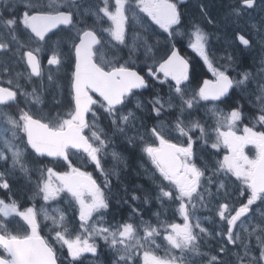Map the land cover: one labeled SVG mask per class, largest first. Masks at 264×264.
<instances>
[{
    "label": "snow or ice",
    "instance_id": "1",
    "mask_svg": "<svg viewBox=\"0 0 264 264\" xmlns=\"http://www.w3.org/2000/svg\"><path fill=\"white\" fill-rule=\"evenodd\" d=\"M187 3L0 0V189L9 193L7 202L0 198V264H64L41 235L40 216L51 222L49 235L60 249L66 248L67 264H103L97 239L111 264H264V127L257 130L264 126V0H233L222 21L209 3L197 0L198 15L213 32L195 19L181 31ZM177 37H187L210 79L192 86ZM213 37L223 41L219 59ZM122 48L128 49L123 63ZM44 53H50L46 68ZM247 55L254 66L259 61L257 71L231 76ZM138 62L146 75L133 67ZM146 90L152 93L147 104L141 99ZM46 93L55 106L48 111ZM244 101L255 109L251 116ZM200 109L203 121L194 118ZM120 136L129 147L139 146L152 166L141 165L153 184L140 189L143 197L121 186L119 165L127 162L114 147ZM71 150L82 154V164L95 166L103 184L73 165ZM108 156L113 163L106 168ZM59 161L67 170H56ZM10 178H22L24 189L34 185L29 199L44 205L23 207L11 194ZM61 199L67 208L49 207ZM153 200L160 206L155 224L140 207ZM113 201L117 211L128 206L127 219L107 220Z\"/></svg>",
    "mask_w": 264,
    "mask_h": 264
},
{
    "label": "flooded vegetation",
    "instance_id": "2",
    "mask_svg": "<svg viewBox=\"0 0 264 264\" xmlns=\"http://www.w3.org/2000/svg\"><path fill=\"white\" fill-rule=\"evenodd\" d=\"M225 1L226 0H210L211 3L213 2L216 5H223L225 3ZM2 10L3 9L0 8V11H2ZM221 46L223 48V44H221ZM222 48H221V50H217V49L212 48V50L216 53L217 59H219V56L223 54ZM49 54L50 53H44L41 55V61H42V64L45 66V68L47 67V55H49ZM160 54H162V53H160ZM119 56L121 57L120 62L123 63L124 60L128 59V52L121 50L119 53ZM193 58H194V61L191 63V66H190V75L192 78V86L195 87L199 83H202L203 79H210L211 73H209L207 71L206 67L203 65V62L201 59H199V57L198 58L193 57ZM139 61H143L141 56H139ZM220 63H223V61H220ZM143 65H144L143 63L138 62L137 64H134L133 66L138 71H140V73L142 75H146L147 69L143 68L142 67ZM258 65H259L258 60L255 62V66H254L252 56L247 55L246 58L244 59L243 63L240 64L235 71H232L231 69L229 70V74L231 76L235 77V76H237V72L241 71L242 69L250 70L253 73H255L257 71ZM144 66H146V65H144ZM16 68H17V70H22L24 68V65L19 64L16 66ZM45 82H46V77H45ZM62 82H64V81H62ZM21 83L25 84L27 91L32 90L31 85H27L24 80H21ZM37 83H38V81H37ZM67 92H68V88L65 87L64 88L65 97L67 96ZM165 92H166V88H165ZM151 94H152L151 90H147V94H143L141 96V99L144 100V102L147 104V101H148ZM234 95H238V92H236L235 90H234ZM20 100H21V106H23V98L21 97ZM43 107H44L45 111H48L50 108L55 107L53 105L51 93L45 94V103H44ZM150 107L151 106L149 105V108ZM11 111L15 112L16 110L13 107L11 109ZM251 115H252V113H246V116H251ZM195 117L200 118L202 121L207 119V117H205V113H204L203 109H200L196 113H194V118ZM153 123H155L154 119L149 120L147 122L148 127H151V125ZM209 123H211L210 120H209ZM101 124H102V126H104L106 128V130H108L109 135H111V131H110V129H108V122L102 120ZM244 124H248L249 126H251L250 120H248V119H245ZM244 124L239 125V127L242 129ZM261 127H264V126L258 125L257 130H259ZM129 134H131V133H129ZM173 135H175V134L173 133ZM195 135H198V132ZM147 138L149 140L152 139L150 135ZM114 147L116 148L117 151L121 152L124 160L127 162V167H125V165L123 163L119 165V167L121 169V182H122L121 186L122 187L127 186V188L129 189V192L136 191L138 194L141 195V197H143V193L140 191V189L141 188H144V189L151 188V187H153V184H152V180L150 178V175L145 172V168L142 167L141 165L144 164L147 166L148 169H151L152 166H151L150 162L147 161L146 157H143V154H142L139 146H137L135 148L129 147L126 144L125 138L122 136L117 138V142L114 145ZM208 151H212V150L208 149ZM223 151L224 150L221 149V151L219 153L220 156L223 155ZM248 151H249L250 155H254V150L249 149ZM203 155L207 158V153H203ZM81 156L82 155L80 153H75L72 150L70 151V159H71L73 165L76 167H80L82 169V163L80 160ZM43 159L46 161L48 158H43ZM60 162L61 161H59V163H58L59 165L56 164V165H58L57 166L58 168H56V170H61V171L67 170V165L64 164V162H61V163ZM112 163L113 162H112L111 156L106 157L105 167L106 168L111 167ZM198 163H199V161H198ZM3 167H4L3 165H0V170H3ZM91 170H92V173L94 172V178L97 179V181L99 183L103 184V177L99 174V172H97L95 170V166L92 164H91ZM17 175H19V174H17ZM33 175L35 177L36 173H34ZM10 181H11V194L14 195V197L17 200L20 201V203L23 207L32 206L34 201L30 200L29 197L31 196L32 191H34V185H29L27 187V189H24L22 187V185L24 184V181L22 178L19 180L15 179V178H10ZM112 183L114 185L117 183L115 177L112 178ZM63 195L64 194H62V196ZM8 196H9L8 192H6L3 189H0V198H4L7 202ZM40 201H42V199H40V198L35 199L36 204H39ZM54 204L55 205H49V207L58 205V206L67 208V205L63 203V199L54 202ZM41 206L42 205H36V208L39 209ZM140 207L143 210L144 219L150 220L153 224H155L156 218L153 215V213H155L160 208V206L153 200V202L150 205H144L141 201ZM160 210L163 211L162 209H160ZM199 214L202 216L203 215H211V213H206V212H201ZM105 215H106L107 220L109 222H112L114 216H115V219H117V220L127 219L128 215H129V209H128L127 205H124L120 208L119 211H117V206L115 205V202L113 201L111 211L106 213ZM68 217L70 220L72 219L73 213L71 211L68 212ZM169 218H172L171 212H169ZM138 219L139 218H137V222H138ZM175 220H176V222H181L179 220V217H175ZM39 223L41 226V235L43 237H45L46 239H48L49 242L52 243L56 247L58 254L61 255L62 259H64V264H67V259H66L67 250L66 249L61 250L58 247L59 244H56V242L52 239L51 235H49V226H50L51 222L45 221L43 216H40L39 217ZM78 224H79L78 221H75V220L73 221L74 230L78 229ZM205 225L207 227H210V228L212 227V225L208 224L207 222H205ZM157 239L161 244L165 243L163 241L162 237H158ZM97 243H98L99 249L101 251L100 260L103 261V264H111V254L107 250L103 241H100L99 239H97ZM210 243L213 245V248L211 250L214 251L215 250V247H214L215 241H211ZM204 250L208 251L209 248L206 246ZM86 264H87V262H86Z\"/></svg>",
    "mask_w": 264,
    "mask_h": 264
},
{
    "label": "rangeland",
    "instance_id": "3",
    "mask_svg": "<svg viewBox=\"0 0 264 264\" xmlns=\"http://www.w3.org/2000/svg\"><path fill=\"white\" fill-rule=\"evenodd\" d=\"M206 3H209L210 7H209V10H211V2L210 0H205ZM196 4H197V1L196 2H193L192 3H187V5H185V9H187V13L190 15V17H192L195 13L198 12L197 10V7H196ZM153 27L155 28V26L153 25ZM157 31H159V29H156ZM181 31H184L182 28H181ZM166 35V34H164ZM180 37H177L176 39H178ZM185 38V37H184ZM187 38V37H186ZM131 42V38L129 37V43ZM142 53V51H141ZM86 159V158H85Z\"/></svg>",
    "mask_w": 264,
    "mask_h": 264
}]
</instances>
